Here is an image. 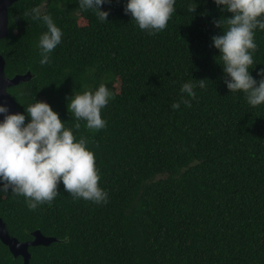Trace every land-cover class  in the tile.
Instances as JSON below:
<instances>
[{
    "label": "trees",
    "instance_id": "trees-1",
    "mask_svg": "<svg viewBox=\"0 0 264 264\" xmlns=\"http://www.w3.org/2000/svg\"><path fill=\"white\" fill-rule=\"evenodd\" d=\"M125 0L101 5L99 21L77 0H16L9 33L0 40L9 87L20 112L44 100L71 127L73 92L105 83L113 98L101 110L106 126L74 130L95 154L106 203L73 199L28 209L23 196L0 194V218L10 235L32 240L40 230L57 238L30 247V264H264V104L250 106L229 92L211 36L214 18L230 13L213 0H176L166 27L139 29ZM193 6L195 15L187 12ZM50 13L62 29L51 62L35 47L45 26L29 10ZM251 74L264 67V30L254 35ZM218 62V63H217ZM254 67V68H253ZM205 79L191 107L173 104L185 83ZM27 120V117H26ZM0 264H23L0 240Z\"/></svg>",
    "mask_w": 264,
    "mask_h": 264
},
{
    "label": "clouds",
    "instance_id": "clouds-1",
    "mask_svg": "<svg viewBox=\"0 0 264 264\" xmlns=\"http://www.w3.org/2000/svg\"><path fill=\"white\" fill-rule=\"evenodd\" d=\"M77 3L81 10H91L99 21H106L109 11L101 5L110 0H77ZM213 3L221 13H230L212 21L221 29L211 36V43L218 50L224 84L229 92L243 93L250 106L264 104V67L256 70L259 79L250 70L257 48L255 31L264 30V0H213ZM175 4L176 0H125L123 11L130 14L139 29L151 35L166 27L176 10ZM187 12L195 15L194 7ZM28 14L46 28L39 34L35 47L39 63H50L52 51L62 41V29L50 13L33 8ZM197 87L204 88L205 79L182 85L180 96L189 99L173 104L171 110L180 111L181 104L191 107ZM112 98L113 92L105 83L73 92L66 102L73 118L71 127L44 100L35 99L23 112H11L9 105L0 101V194L23 196L26 207L35 211L41 204H51L62 184L73 199L106 203L108 194L98 183L95 154L88 147L87 138L80 135L77 139L74 130L80 129L81 121L93 132L104 128L107 121L101 110Z\"/></svg>",
    "mask_w": 264,
    "mask_h": 264
},
{
    "label": "water",
    "instance_id": "water-1",
    "mask_svg": "<svg viewBox=\"0 0 264 264\" xmlns=\"http://www.w3.org/2000/svg\"><path fill=\"white\" fill-rule=\"evenodd\" d=\"M15 1L16 0H0V40L8 36V9ZM30 79V72H27L26 74H17L14 77L9 78L5 73V59L2 54H0V101L6 102L9 105V110L11 112L20 111L17 103L9 94L8 88L16 86L21 82L29 81ZM0 119H2V115H0ZM31 235L33 237L32 240H18L16 237L10 235L5 222L2 220V218H0V240L5 246L8 247L14 258H23V264H30V247L39 245L48 246L52 242L59 241L57 238L43 235L40 230H35L31 233Z\"/></svg>",
    "mask_w": 264,
    "mask_h": 264
}]
</instances>
